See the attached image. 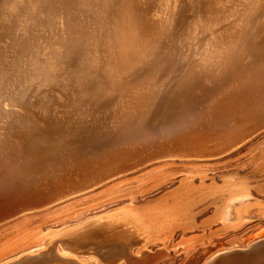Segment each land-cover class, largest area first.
I'll list each match as a JSON object with an SVG mask.
<instances>
[{
	"label": "bare ground",
	"instance_id": "6f19581e",
	"mask_svg": "<svg viewBox=\"0 0 264 264\" xmlns=\"http://www.w3.org/2000/svg\"><path fill=\"white\" fill-rule=\"evenodd\" d=\"M259 123L264 0H0V202L12 216L151 162L218 158ZM225 206L230 230L264 214ZM138 215L117 207L39 233L0 264H146L155 235ZM261 240L211 257L239 249L229 264H264Z\"/></svg>",
	"mask_w": 264,
	"mask_h": 264
},
{
	"label": "rangeland",
	"instance_id": "374dc122",
	"mask_svg": "<svg viewBox=\"0 0 264 264\" xmlns=\"http://www.w3.org/2000/svg\"><path fill=\"white\" fill-rule=\"evenodd\" d=\"M243 103L245 113L255 106ZM232 107L231 114H240L239 106ZM174 161L148 163L47 208L12 216L15 211L0 202V263L32 249L39 233L117 207L138 212L140 223L151 222L149 234L155 236L147 240L146 248L158 261L150 264H206L217 251L244 248L264 238V214L252 216L244 225L227 229L217 238L206 236L214 220L221 225L218 217L229 201L235 210L242 207L254 213L260 208L264 212V128L218 158L204 163ZM196 233H201V239H193L200 236ZM94 257L98 264H112L107 258Z\"/></svg>",
	"mask_w": 264,
	"mask_h": 264
},
{
	"label": "water",
	"instance_id": "95a60500",
	"mask_svg": "<svg viewBox=\"0 0 264 264\" xmlns=\"http://www.w3.org/2000/svg\"><path fill=\"white\" fill-rule=\"evenodd\" d=\"M263 128H264V123L263 124L259 123L258 125H256V127L254 128V131L252 132V134L249 135V137L257 133L258 131L262 130ZM261 241H264V240H261ZM245 253H246V250H239V249L227 251V252H219L217 255L208 259L206 264H229L233 261L236 262L239 259H241L243 257L241 256V254H245ZM156 259H157L156 257L153 258L150 255V258H148L146 264H150L151 262H154Z\"/></svg>",
	"mask_w": 264,
	"mask_h": 264
},
{
	"label": "crops",
	"instance_id": "0c3cea01",
	"mask_svg": "<svg viewBox=\"0 0 264 264\" xmlns=\"http://www.w3.org/2000/svg\"><path fill=\"white\" fill-rule=\"evenodd\" d=\"M200 226H204L202 225V221L199 222ZM211 226V230L210 232L206 233V236H209L211 238H217L218 236L222 235L227 229L223 228L219 223H217L216 220H214ZM206 226V225H205ZM196 235H200V236H196L193 239L199 240L201 239V233H196Z\"/></svg>",
	"mask_w": 264,
	"mask_h": 264
}]
</instances>
